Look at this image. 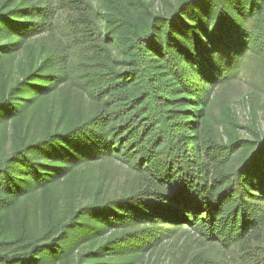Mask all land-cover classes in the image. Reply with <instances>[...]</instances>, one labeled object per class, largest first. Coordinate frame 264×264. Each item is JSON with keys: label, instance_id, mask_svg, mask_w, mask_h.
Masks as SVG:
<instances>
[{"label": "trees", "instance_id": "obj_1", "mask_svg": "<svg viewBox=\"0 0 264 264\" xmlns=\"http://www.w3.org/2000/svg\"><path fill=\"white\" fill-rule=\"evenodd\" d=\"M160 1L0 0V264H264V0Z\"/></svg>", "mask_w": 264, "mask_h": 264}, {"label": "rangeland", "instance_id": "obj_2", "mask_svg": "<svg viewBox=\"0 0 264 264\" xmlns=\"http://www.w3.org/2000/svg\"><path fill=\"white\" fill-rule=\"evenodd\" d=\"M153 4V10L155 12L163 9V4L160 0H149ZM173 2L174 0H168ZM250 79H247L245 75H240L239 78L232 83V97L231 107L237 118L240 126L248 124V110L245 106L242 97L247 90L255 87L252 83H249ZM254 89V88H253ZM258 128L264 132V122L261 120L258 123ZM238 133L242 137H247L248 131L245 128H240ZM175 255L178 260L183 261L186 257L184 252V243L181 239H169L164 240L152 253L146 256L143 264H170L169 257Z\"/></svg>", "mask_w": 264, "mask_h": 264}]
</instances>
